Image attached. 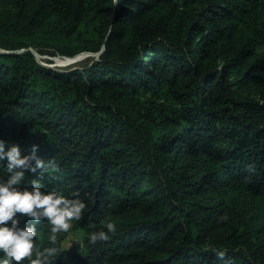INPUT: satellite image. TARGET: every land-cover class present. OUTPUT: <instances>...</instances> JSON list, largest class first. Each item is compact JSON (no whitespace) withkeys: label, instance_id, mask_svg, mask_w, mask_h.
<instances>
[{"label":"trees","instance_id":"1","mask_svg":"<svg viewBox=\"0 0 264 264\" xmlns=\"http://www.w3.org/2000/svg\"><path fill=\"white\" fill-rule=\"evenodd\" d=\"M0 139L87 204L54 264H264V0H0Z\"/></svg>","mask_w":264,"mask_h":264},{"label":"clouds","instance_id":"2","mask_svg":"<svg viewBox=\"0 0 264 264\" xmlns=\"http://www.w3.org/2000/svg\"><path fill=\"white\" fill-rule=\"evenodd\" d=\"M38 144L22 154L19 144L0 139V166L7 175L0 176V264H54L61 254L56 247L59 233H68L73 221H79L87 204L78 193L72 198L56 190H43L42 176L57 166L37 155ZM28 173L34 178L30 185H23ZM27 220V223H22ZM46 222L50 246L38 243V225ZM116 225L107 222L104 228L88 233L89 243L107 242L115 234ZM220 256L223 253H219Z\"/></svg>","mask_w":264,"mask_h":264},{"label":"rangeland","instance_id":"3","mask_svg":"<svg viewBox=\"0 0 264 264\" xmlns=\"http://www.w3.org/2000/svg\"><path fill=\"white\" fill-rule=\"evenodd\" d=\"M38 60L40 61L41 64H44L46 66L56 68L59 70H63L64 68L67 67H76L79 66V63H81L83 60L96 56L95 53H83L77 56H73L75 59L73 60V57H68V56H60V55H48V54H40L38 52H34ZM73 241V236L71 234L67 235L63 241V244L65 246L70 245L71 242Z\"/></svg>","mask_w":264,"mask_h":264},{"label":"water","instance_id":"4","mask_svg":"<svg viewBox=\"0 0 264 264\" xmlns=\"http://www.w3.org/2000/svg\"><path fill=\"white\" fill-rule=\"evenodd\" d=\"M24 49H20V50H18V52H21V51H23ZM6 52V51H5ZM8 52V51H7ZM34 55L36 56V58L38 59V57H37V55L34 53ZM73 60L75 59L74 57L72 58Z\"/></svg>","mask_w":264,"mask_h":264}]
</instances>
